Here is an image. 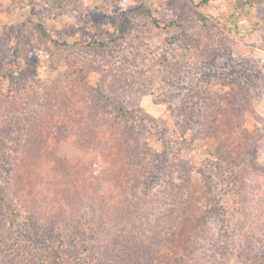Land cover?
<instances>
[{
	"label": "rangeland",
	"instance_id": "obj_1",
	"mask_svg": "<svg viewBox=\"0 0 264 264\" xmlns=\"http://www.w3.org/2000/svg\"><path fill=\"white\" fill-rule=\"evenodd\" d=\"M238 1L0 0V134L14 157L0 177L18 214L0 203V264H51L27 226L79 219L88 239L64 249L66 264H113L100 258L106 217L136 237L120 264H264V0ZM127 150L159 177L137 186ZM195 182L214 186L222 211L191 253L166 251L156 240L166 212L180 213L172 185L184 199ZM111 187L123 202L138 187L129 229L100 196Z\"/></svg>",
	"mask_w": 264,
	"mask_h": 264
},
{
	"label": "trees",
	"instance_id": "obj_2",
	"mask_svg": "<svg viewBox=\"0 0 264 264\" xmlns=\"http://www.w3.org/2000/svg\"><path fill=\"white\" fill-rule=\"evenodd\" d=\"M208 0H200V3H205ZM243 1L237 2V7L239 5L241 6L243 4ZM154 23L156 25L159 24V21H156L154 19ZM39 27H42L41 24H36ZM133 23L129 22L124 30V33L121 35L123 37L126 35L131 28H133ZM42 32H44L42 30ZM117 130V128H116ZM128 131V128H125V130L118 131V136H121L125 134V132ZM181 133V132H180ZM183 136V135H182ZM139 145L137 141L132 144V146ZM6 146H5V139L0 134V166L1 167H7L11 169V160L13 162L14 157L9 152L6 153ZM127 157H126V165H137L140 170L134 172L130 178L136 179V184L144 183L146 179H152V178H158L159 173L153 174L150 165V161L146 160L144 157H140L134 153V150L126 151ZM231 160H234V158H231ZM230 160L228 158L223 159L224 164V172L226 174V179H230L232 182L234 179L237 180V184L242 180L243 173H241L239 170H237L236 173H233L234 170H232V167L230 166ZM125 165V166H126ZM13 166V163H12ZM124 170V169H123ZM232 170V172H231ZM139 172V173H138ZM124 176L127 174V171H124L122 173ZM208 177V175H206ZM143 178V179H142ZM210 178V177H209ZM199 180L202 182V179L199 178ZM206 183V182H205ZM213 183V181H211ZM7 180L5 177H0V203L6 207V209L10 210L12 217L14 219H18V214L14 213L16 210L15 208H12V205L10 203L9 197L6 195V189H7ZM134 184V185H136ZM133 185V187H134ZM114 186V185H113ZM173 189H171L170 194H177L178 199H180L179 203L177 204L174 202V205H178V208L180 209V213H176L172 210H168L166 212L167 221L165 224L161 225L157 232L159 235V239L156 240L158 244H163L166 242V245L164 246V250H169L168 248L170 246L175 245H181L182 247H185L188 253H191L193 250L188 249V245L191 239V243H195L194 239L192 237H198L201 235V232L210 228L211 221L214 218V215L218 213V211H222L221 207V200L215 193L214 186L212 187L209 185V187L202 188V185H198V183H194L193 185H190V187L187 188V192L185 194V198L182 199V196L179 192L175 190V185H172ZM198 186V187H196ZM178 187V186H177ZM176 187V188H177ZM121 187L118 186V188L115 191V188H104L100 191V196L102 199H107L105 201H108V204H106L108 207H112L114 211H117L118 209H123V211H126L123 213L121 217V222L125 221L126 224L129 225L127 227L130 228L131 222V212L140 210V204H141V198H139L138 202H135L134 200H131L133 195L136 194V191H138V187H136V190L131 189V194L128 196L131 199L129 201L123 202L121 200H116L113 198H109L110 193L112 192V189L117 192L120 191ZM144 194L149 192L147 190L143 191ZM123 195H126V192H123ZM204 200L202 201V199ZM207 198V199H205ZM104 201V202H105ZM83 203V202H82ZM95 202H89L88 208L93 209V206H96L94 204ZM93 204V206H91ZM104 204V203H102ZM99 205V204H98ZM98 207V206H97ZM23 210V215L30 220L31 216L29 209L27 207L19 206L18 207ZM14 210V211H13ZM98 211H93L91 216H94V213ZM21 214V213H19ZM115 214V212L112 213V216ZM135 220V219H134ZM103 221L106 222L108 228H102L101 225L97 227V230L99 231V235L102 237L100 239V243L103 245V247L111 248L110 252L108 253L107 258H102V261H107L113 264H120L123 262V260H127L128 262H131L129 259L123 255V253H126L127 248H132L134 246V242L136 240V237L134 235H131L132 233L129 230H125V235L121 234L119 227L112 223V220L109 218H105ZM76 223H78L75 226H72L71 229L69 228L66 230L63 229H50V230H39L37 226L31 224L30 226H27V229L30 234H32L35 238H37L40 241H43L44 244L47 245L48 248V254L50 257L51 264H66L65 258H64V249L65 248H75L81 246L82 242L87 241L88 237H85V229L83 230L82 223H85V219H79ZM89 228V227H88ZM132 228H135V225H133ZM163 238V239H162ZM216 240V239H215ZM216 244V243H215ZM160 247V245H158ZM217 248L219 247L217 243ZM118 248V251H116ZM215 251L214 253H216ZM121 255L119 256V254ZM244 254L246 252H243ZM262 256L264 252H261ZM256 254V253H255ZM257 256H260V252H257ZM241 256V255H240ZM113 257H116V259H113ZM261 257V256H260Z\"/></svg>",
	"mask_w": 264,
	"mask_h": 264
}]
</instances>
